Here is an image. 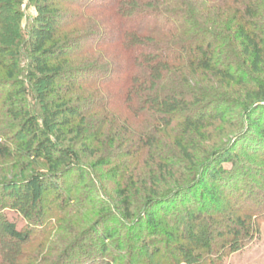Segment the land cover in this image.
<instances>
[{"label": "trees", "instance_id": "16d2710c", "mask_svg": "<svg viewBox=\"0 0 264 264\" xmlns=\"http://www.w3.org/2000/svg\"><path fill=\"white\" fill-rule=\"evenodd\" d=\"M59 1L0 0V9L27 2L35 10L24 33L0 45V118L17 123L25 137L14 150L0 142V160L24 165L11 185L15 198L0 202V210L24 221L18 228L0 212V264H108L82 245L80 225L67 234L71 242L58 240L51 249L40 236L32 239L48 196L65 205L64 179L76 174L81 181L84 159L115 181L109 205L83 210L96 213L97 225L109 221L114 205L124 227H136L143 250L142 232L159 233L156 219L187 226L203 250L176 244L171 256L220 264L248 239L247 221L264 220V187L245 186L248 170L236 161L221 164L229 151L264 156V0ZM189 74L208 78L206 87L184 88L178 80ZM234 114L243 127L226 120ZM221 202L224 221L211 225ZM236 211L244 219L232 220ZM179 231L164 236L172 243ZM217 237L220 248L211 242ZM17 247L38 252L10 255Z\"/></svg>", "mask_w": 264, "mask_h": 264}, {"label": "rangeland", "instance_id": "374dc122", "mask_svg": "<svg viewBox=\"0 0 264 264\" xmlns=\"http://www.w3.org/2000/svg\"><path fill=\"white\" fill-rule=\"evenodd\" d=\"M58 3L63 4L60 3L59 0H55V4ZM60 7L62 11H67L69 9L64 5ZM34 13L35 10L33 6L29 5L27 2H24L21 6H15L11 11L0 9V45L9 44L8 41H12L11 39L16 35V33H24L30 19L34 16ZM197 75L189 74L187 79L180 78L178 82L183 83L184 88L190 90L206 87L204 80L206 81L208 78L201 77L199 74ZM1 77H3V75H1ZM99 83L101 82L96 81L94 84ZM5 94L6 89H0V105L5 98ZM97 97L99 98L100 96L98 95ZM27 110H29L31 114L37 117L39 116V109L34 104L29 102V100ZM223 111L224 107L221 106L218 109V112ZM225 118L226 120H236L239 122L238 126H244L245 120L239 117L237 118L235 114L226 115ZM95 124L96 123H91L90 125L89 137L93 136L91 129H95ZM108 124L109 123H107V125ZM17 125V123H11V120L6 115H2L0 118V130L9 134V137H0V142L10 145L13 150L16 146H18V144L23 142L25 138L20 135ZM108 139H110V136L102 139L104 146L109 143ZM229 161H236L239 166L242 165L245 170H248V173H246L248 181H245V186L249 187V184H252V186L254 185L255 187L258 185H262L264 187V156H254L248 153H242L241 151H229L222 159L221 164L225 168H229ZM81 164L84 168V177L81 181H78L76 174H70L64 179L66 182L64 183L66 189H62L59 194L63 197L65 205L62 206L60 200L58 202L54 201L52 194H50L47 198V202L44 204L45 216L42 219V224H40V229L31 233L33 236L32 239L40 236L41 240H46V244L43 246V249H51V247H55V243L58 240L67 239L68 242H71L73 238L71 236L68 237L67 234L72 231L73 228L76 229L77 225H80L78 227V232H76V236L82 235V238L84 239L81 241L82 245H91V248L96 251V254H100L102 263L184 264L186 262L185 259H182L177 255L171 256L173 248L172 245L182 244L183 246H186L192 244L190 247L191 249L194 247L193 254L199 250L200 252L203 250L197 248L202 240L200 241V239L198 240L195 237L189 236L190 234H188L187 230H185L187 226H183L181 229H176L177 227L168 220H162L160 218L156 219V222H159V233L153 234L149 237L147 233L142 232L140 242H146L147 246L145 247V250H143L142 247L139 248V241L134 238L135 232H137L136 227L132 226L130 227V230L126 229L124 227V223L120 221L119 216L116 214L114 205L109 206V209L111 210L109 211V213L111 212L109 214V221L98 223L97 225L95 221L98 219H93V216L96 215V213L84 212L83 210L85 208L99 209V207L103 204L105 205V203L106 205H109L111 200L115 198L112 193L114 191L115 181H113L111 177L112 174H109L108 169L103 171L101 168H93V161L90 159H84ZM23 167L24 165L21 162L20 164H17L8 160H0V202L2 203V206L5 202H9L15 198L16 189L11 185L22 179L24 176L22 171ZM103 174H107V179L100 177ZM73 187L75 188L73 189ZM107 189H109V192L112 194L108 193ZM105 190H107V192H105ZM262 195L264 196V192ZM223 208L224 203H219L218 213L217 215L212 216L211 225L216 226L224 221V216H226L227 213L223 216L220 215ZM0 212L4 214L7 220H13L16 222L18 228L23 226L24 221H22V219L17 217L15 214L11 213L9 209H1ZM218 215L220 217H218ZM232 215V220H236L237 217L239 218L242 216L237 211ZM252 215L255 216L254 214ZM241 218L244 219L243 216ZM186 221L187 219L184 220V222ZM249 221L251 222L247 221L246 223V225H250L248 227L250 231L247 234L248 239L245 238L244 242L238 243L239 247L235 253L222 257L220 264H264V220L259 219L256 221L253 217H251ZM167 230L173 234L180 230L177 234L178 240L175 241L176 243L174 241L169 243V241L166 240L164 235ZM114 231L119 232L118 236L116 239L112 238L108 241L107 235L113 234ZM219 238L220 237H217L216 240L211 241L212 243H217L215 248H220V243L222 241L219 240ZM207 240L212 239L210 237V239ZM195 242L197 243L193 246ZM165 243H168V246L170 245L171 247L169 246L166 250H164ZM35 246H37V243H35ZM10 249V255L14 253L12 251L15 249V252H20L19 250H22L21 253L28 254L29 256H35L38 252L37 249H22V247ZM101 253L104 254L101 255ZM10 255L5 260L10 259ZM55 261L56 260H53L52 264ZM44 264L47 263L45 262ZM192 264H197V262Z\"/></svg>", "mask_w": 264, "mask_h": 264}]
</instances>
